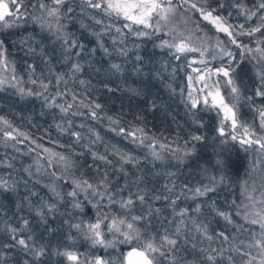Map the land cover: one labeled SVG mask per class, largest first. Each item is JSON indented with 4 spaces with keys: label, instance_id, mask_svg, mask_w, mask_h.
<instances>
[{
    "label": "trees",
    "instance_id": "obj_1",
    "mask_svg": "<svg viewBox=\"0 0 264 264\" xmlns=\"http://www.w3.org/2000/svg\"><path fill=\"white\" fill-rule=\"evenodd\" d=\"M193 2L200 3V0ZM259 2L242 0L252 10ZM25 3L29 6V13L42 15L37 0H25ZM173 3L177 4L178 0H173ZM219 3H223L224 7L219 8ZM233 3H241V0H208V5L217 9L214 15L227 17L229 24H244L245 29H249L260 23V13L246 20L245 15L232 6ZM78 4L79 0H71L74 10L61 23L65 24L69 38L84 44L79 56L74 55L75 49L65 52L60 42L30 17L21 21L19 27L0 33L6 34L11 41L8 57L11 63L7 68L0 65V81H3L0 83V117L3 118L0 120V180L15 185V191L0 192V264H74L61 254L65 251L75 252L81 259L89 256L87 252L95 256L93 252L96 248L92 247L93 242L85 232L87 223L95 222L98 211L87 201L83 211L73 209L71 198L65 194L73 189V178L87 179L95 184L105 173L113 184L127 182L129 190L138 188L148 192L146 199L149 204L160 209L158 215L153 213L149 218V231L168 229L172 232L180 227L177 259L184 257L188 261H196V264H207L201 259L203 253L200 249L223 246L231 251L239 264L240 258L232 246H238L241 240L247 243V229L257 227L250 226L243 219L240 207L247 200L245 188L253 195L264 190V152L257 151L256 146L245 150L247 146L242 147L235 141H229L227 145L219 144L220 138L215 131L220 120L217 111L201 105L193 109L187 99L189 54L185 53L177 60L169 49L158 45L162 40L170 39L168 33H183L191 38L194 47L212 43L216 46L217 41H222L223 46L235 55L233 63L240 61L238 75L232 74L240 87L236 102L238 119L254 127L259 135H264L256 112L257 108H264V96L254 94L255 88L260 86L255 61L251 60V56L256 54L237 48L225 33L217 31L187 5L178 6L169 22L156 34L138 37L123 28L125 21L105 18L92 10L81 12ZM93 16L103 19L104 23H95ZM116 28L123 29V32H117ZM93 33L100 34L99 40L109 50L107 54L99 47L97 36ZM237 39L255 48L256 41L264 39V29L253 37L238 36ZM21 40L27 43L21 44ZM28 45L35 51L28 52ZM121 50L126 55L121 54ZM206 56L212 58L215 55L208 52ZM219 60L212 58L208 63L215 65ZM73 63H79L82 71L73 72ZM30 64L35 65L34 72L29 70ZM114 64L120 65V69H114ZM60 74L63 78L57 83ZM32 80H37V83L33 84ZM40 81L48 85L47 91L41 87ZM221 89L227 101L233 102L229 87L222 84ZM29 90L43 92L49 97V102L55 97L53 106L49 107L41 97L27 95ZM261 90L264 91V88ZM58 92L66 94L57 96ZM73 95L76 100H73ZM61 104L73 106L65 113L56 107ZM95 104L101 107L96 109ZM92 111L97 113L96 117H92ZM4 120L8 123L5 124ZM225 127L227 129V125ZM121 128L124 133L120 132ZM129 131H136L138 139L135 142L133 137L127 136ZM5 132H11L15 138L5 136ZM74 132L79 133V140L72 135ZM193 133L204 135L206 139L196 143L194 156L178 159L191 146L185 141ZM140 139L144 140L143 144L139 143ZM153 142L161 159H156L148 147ZM161 144L165 147L161 148ZM93 153L107 156L112 164L94 160ZM122 153H127L138 162L123 163L120 160ZM217 153L230 160L226 182L207 196L193 199L188 189L209 184L210 175L219 178L220 173L209 163L217 159ZM54 154L71 160L73 167L66 170L64 161ZM121 165L127 175L119 171ZM202 168L208 171L204 172ZM53 188L64 199H58ZM169 188L172 191H168ZM153 195L167 196L168 199H151ZM172 200H176L174 207L170 203ZM46 205H55V210L49 213ZM197 205H200L199 212L195 211ZM41 209H45L43 218L38 215ZM182 209L188 210L183 217V225L177 215ZM216 210L231 213L233 223L218 216ZM238 211L240 215L236 214ZM120 212L118 205H112L99 214ZM135 214H140L139 205ZM24 220L28 221L26 227ZM193 221L207 225L213 240H207L198 232ZM76 223L82 224V230L70 227ZM12 228L18 231L12 233ZM220 232L228 235L229 241H221L217 237ZM12 235L26 240L31 236L29 243L43 246L45 255L39 260L34 259L30 252L12 240ZM110 238V234L105 236L106 240ZM185 238L187 243H184ZM130 247L117 244L113 247V251L117 252L113 257L119 259L121 253H126ZM101 249L110 253L112 248L101 246ZM222 264H227V261Z\"/></svg>",
    "mask_w": 264,
    "mask_h": 264
},
{
    "label": "snow or ice",
    "instance_id": "obj_2",
    "mask_svg": "<svg viewBox=\"0 0 264 264\" xmlns=\"http://www.w3.org/2000/svg\"><path fill=\"white\" fill-rule=\"evenodd\" d=\"M11 5V9H10ZM37 5L39 9L42 10L41 16H35L28 11V5L25 0H0V33H6V30L16 28L20 26L21 21H26L27 18H31L36 24L40 26L42 30H45L51 34V36L60 42L61 48L65 52H70L75 49L74 55L79 56L81 51L84 50L83 43H77L75 39L69 38V35L65 32V24L61 23L62 20L68 17V15L74 10L71 6V0H37ZM37 5H32L36 7ZM65 5H68L65 7ZM187 5L188 8L195 10L199 13L200 17L211 23L217 31L225 33L233 45L237 48H242L247 53H255L256 55L251 56V60L255 61L254 68L256 69V76L259 82V87H256L254 94L256 96H264V39L256 41V47H250L249 45L243 44L238 41V36H249L253 37L256 33L261 32L264 29V0L255 5V10L247 8L241 0V3H233V7L240 10V14L245 15L246 20H251L253 17L260 13L258 19L260 23L249 29H245L244 24L232 25L228 23L227 17L215 14L217 12L216 8L210 7L208 5V0H200V3L193 2V0H178L177 4L173 3V0H79L78 6L81 12H87L92 10L97 15H103L105 18L119 19L123 20V28L128 29L129 32L138 36L145 37L154 35L159 32L162 26H165L171 17L176 13L178 6L183 7ZM219 8H223L224 4L219 3ZM23 9V11L21 10ZM231 15V13H229ZM92 19L97 24H103V19H96L95 16ZM84 27V25H81ZM110 25L109 27H113ZM133 26H138L134 28ZM151 29L152 31H147ZM117 32L122 33L123 29L116 28ZM97 36V42L99 47L107 54L109 52L108 48L104 47L103 43L99 40V33H93ZM170 36L169 40H162L158 45L160 48H167L171 51V54L175 59L179 60L181 55L191 52H199V61L193 59L189 63V67L193 63H199L204 65V71L201 72L200 68H193L194 72H200L201 74L196 77L197 82L202 83L203 87L200 89L204 92L205 89L208 91L203 96V105L212 109L217 110V115L220 116L218 125L215 127V131L218 134L219 144L227 145L229 141L238 142L242 147L247 146L245 150L256 146V150L259 152H264V135H259L255 128L247 123H242L238 119V113L236 108V102L240 96V87L236 82L233 73H237V68L239 67L240 61L235 64L233 61L236 60L234 53L223 46L222 41H217L216 43V55L212 58L215 59L219 56L221 59L225 60V63L221 64L219 67L211 68L208 66V62L204 59L207 48L194 47L191 44V38L186 37L183 33L173 35L168 33ZM21 44H26V40H21ZM11 47V41L8 40L6 34L0 35V65L7 68L11 63L8 59ZM28 52H34L35 48L28 45ZM95 51V49H93ZM121 54L126 55L124 50H121ZM70 58V57H66ZM226 58V59H225ZM139 60L140 57H137ZM243 59V56H242ZM116 70L120 69V65H112ZM30 71H35V65H28ZM73 72L82 71L81 65L79 63H73ZM14 71V68H13ZM238 75V73H237ZM215 77H223L224 83L230 90V96L232 103L225 100V97L221 94L219 90L218 79ZM62 74L57 76V83L62 79ZM15 79V76H13ZM189 83L191 84L193 77H188ZM211 82V83H209ZM3 83V81H0ZM32 83H37V80H32ZM80 83H84L80 81ZM41 87L47 91L48 85L40 81ZM23 93V89L20 90ZM66 93L58 92L57 96H63ZM27 95H36L44 99L49 107L53 106L55 102V97L49 102V97L44 96L43 92L33 93L31 90L28 91ZM211 97V100H209ZM73 100H76V96L73 95ZM191 102V108L196 109L200 106L201 101L193 96L192 92H189L188 96ZM251 100V97H248ZM83 103V101H81ZM72 104H68L67 107L64 105H56L62 112H67L72 108ZM100 104H95V108L99 109ZM256 112L259 117V127L264 129V108H257ZM92 117H96L97 113L95 111L91 112ZM111 119V118H109ZM0 120H3L0 117ZM5 124L8 122L3 121ZM227 125V129L225 127ZM201 128L203 124L199 125ZM239 129V131H238ZM136 131H142L137 129ZM136 131L127 132V136L133 137L134 142L136 139ZM121 133H124L123 128L120 129ZM5 136L12 137L11 132H5ZM23 135V133H21ZM73 136L79 140V133H72ZM99 139V137H97ZM205 136L201 134H191L188 141H185L186 145H191L183 151L182 157H177L178 159H183L184 157H191L196 154V143H202L205 140ZM139 143L143 144L144 140L140 139ZM152 149V155L156 159H161L160 154L156 151L155 143L148 145ZM161 148L165 145L161 144ZM47 151V150H46ZM61 161H64L65 169L73 167V162L60 154ZM94 160H101L107 164H112V161L107 159L105 155H98L93 153ZM120 160L123 163H135L134 157L129 156L127 153H122L120 155ZM211 167L220 173L219 178L215 175L209 176V184H203L197 186L193 189H188L192 193V198L207 196L208 193L216 191V187L223 184L227 180V172L230 166V160L221 156L217 153V159L212 162L209 161ZM204 172L208 169L202 168ZM119 171L127 175L123 165L120 166ZM139 179V177L137 178ZM72 184L74 185L71 191H68L65 195L71 198V206L73 209H80L83 211L84 202L92 204L98 211L95 222L87 223L85 235L88 239H91L94 245H100L104 248H113L117 244L130 245V249L126 253H121L119 257V264H196V261H188L184 257L177 259L176 253L179 251L178 245L180 244V227H177L174 231L169 232L168 229H163L162 232L153 230L149 231L151 227V220L149 219L153 213L157 215L160 209L153 208L146 197L149 196L148 192L138 189L129 190V184L125 182L123 185L113 184L112 181L108 179L107 174L98 180L95 184L89 182L87 179L76 180L72 179ZM135 184L136 181H133ZM246 183V182H245ZM167 187V185L165 186ZM185 188L187 186L185 185ZM15 191V185L10 184L7 180H0V192H11ZM58 199H64V196L60 192H57L55 188L52 189ZM168 191H172L171 188ZM81 196L83 199H81ZM151 199H168L167 196L161 197L159 195H153ZM245 198L249 201L248 204L244 205L243 219L250 226H258L259 231L255 228L249 227L248 240L245 243L241 240L239 245H233L232 248L235 253L239 256V264H264V190L260 191L259 197H255L253 192L248 191L245 188ZM179 199V196L177 197ZM94 201V203H93ZM171 205L174 207L176 205V200L170 201ZM235 203V202H233ZM112 205H118L121 209L119 214L103 213L100 215L104 208H110ZM140 206V214H135L137 211V206ZM46 210L51 213L55 210V205H46ZM45 209L38 211V215L42 218L44 216ZM187 209H182L177 213L181 217L180 224H184L183 217L187 213ZM195 211H200V205L196 206ZM216 214L222 217L228 223H233L231 218V213L216 210ZM240 215L238 211L236 213ZM25 227L28 224L27 220L23 221ZM195 224V221H193ZM103 226V227H102ZM70 227L77 230H82V224L76 223L71 224ZM196 230L200 232L207 240H213V236L208 234L207 225L195 224ZM22 230V229H21ZM18 230L15 228L11 229L12 233H16ZM111 236L110 239H105L106 235ZM217 237L221 241H229V236L225 235L224 232L217 234ZM12 240L16 244L20 245L25 251L30 252L34 259L39 260L40 257L45 255V249L43 246L37 247L35 244H30L29 241L32 237L29 236L26 239L17 238L16 235H12ZM184 243H187V238L184 239ZM14 246V245H13ZM192 247L195 249L196 245L193 244ZM200 251L203 253L202 260L207 262V264H222L223 261H227V264H237L231 251L223 248H202ZM228 252V255L225 253ZM66 256L68 260L74 262V264H88L87 258L81 259L75 252L65 251L61 253ZM91 264H109V261L101 256H95Z\"/></svg>",
    "mask_w": 264,
    "mask_h": 264
},
{
    "label": "rangeland",
    "instance_id": "obj_3",
    "mask_svg": "<svg viewBox=\"0 0 264 264\" xmlns=\"http://www.w3.org/2000/svg\"><path fill=\"white\" fill-rule=\"evenodd\" d=\"M5 1H7V2H9V0H5ZM202 46V47H201ZM197 47V46H196ZM199 47V46H198ZM200 48H207V51H206V53H205V57H204V59L208 62H210V61H212V58H208L206 55H207V53L209 52H211L212 54H214V55H216V52H217V49H216V46L214 45V43H212L211 45H209V44H207L206 46H204V45H202V44H200ZM189 54V58H188V64H187V66H188V70H190V73H188L187 74V80H188V77L189 76H192L193 77V80H192V82H191V84L189 83V80H188V84H187V91H188V94H186V96H187V99H188V101H190L189 100V98H188V96H189V92H192L193 93V96L195 97V98H197V99H199L200 101H201V106L203 107V108H206L207 106H204L203 105V96L206 94V92L208 91L207 89H205L204 90V92H201L200 91V89L203 87V84L202 83H199V82H197V80H196V77L198 76V75H200L201 73L200 72H194L193 71V68H200V70H201V72H203L204 71V65H201V64H199V63H193L192 65H191V67H189V63L193 60V59H195V60H197V61H199V59H200V54H199V52H191V53H188ZM207 57V58H206ZM216 58L218 59V58H220L219 56H216ZM215 58V59H216ZM226 59V58H225ZM221 60V61H220ZM220 60L215 64V65H209V63H208V66L209 67H211V68H216V67H219L221 64H223V63H225V60L224 59H221L220 58ZM214 79H218L219 81H220V83H219V90H220V92H221V94L224 96V94L222 93L223 91H222V89H221V86H222V84H225L224 83V78L223 77H215ZM209 83H211V82H209ZM225 97V96H224ZM209 100H211V97H209ZM225 100L227 101V99L225 98ZM228 102V101H227ZM229 103H232V102H229ZM214 111H217L216 109H213ZM238 111V110H237ZM240 121V120H239ZM238 131H239V129H238ZM264 154V153H263ZM257 194L256 195H254L255 197H259V193L258 192H256ZM254 194V193H253ZM249 203V201H247L246 200V202H244L243 203V205H242V207H240V211H243L244 212V205H246V204H248ZM255 230L256 231H259V228H258V226L255 228ZM92 247L93 248H96L95 249V251L93 252V253H96V255L95 256H101V257H103L104 259H106V260H108L109 261V264L111 263L112 264V262H113V264H119V259L118 258H116V257H113V256H115L116 254H117V252L114 250L113 251V248L112 249H110V253H107L106 252V250H103V249H101V246L100 245H92ZM88 254H89V256H84L83 258H87V260H88V264H91V261H92V259L95 257V256H92L91 255V252H87ZM108 254H110V255H108ZM113 254V255H112ZM79 256V255H78ZM83 258H82V260H83Z\"/></svg>",
    "mask_w": 264,
    "mask_h": 264
},
{
    "label": "flooded vegetation",
    "instance_id": "obj_4",
    "mask_svg": "<svg viewBox=\"0 0 264 264\" xmlns=\"http://www.w3.org/2000/svg\"><path fill=\"white\" fill-rule=\"evenodd\" d=\"M5 2H7V1H5Z\"/></svg>",
    "mask_w": 264,
    "mask_h": 264
}]
</instances>
